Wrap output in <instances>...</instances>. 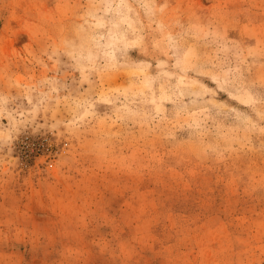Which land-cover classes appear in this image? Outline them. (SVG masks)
I'll list each match as a JSON object with an SVG mask.
<instances>
[{"label":"rangeland","instance_id":"obj_1","mask_svg":"<svg viewBox=\"0 0 264 264\" xmlns=\"http://www.w3.org/2000/svg\"><path fill=\"white\" fill-rule=\"evenodd\" d=\"M0 264H264V0H0Z\"/></svg>","mask_w":264,"mask_h":264}]
</instances>
